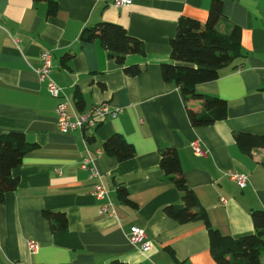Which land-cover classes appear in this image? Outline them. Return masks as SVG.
<instances>
[{"label":"crops","instance_id":"0c3cea01","mask_svg":"<svg viewBox=\"0 0 264 264\" xmlns=\"http://www.w3.org/2000/svg\"><path fill=\"white\" fill-rule=\"evenodd\" d=\"M54 1L49 15V0H0V134L20 132L36 144L12 169L18 185L0 201V264H218L202 220L179 223L164 213L165 206L182 203V192L160 168L159 151L177 149L186 183L221 234L254 231L250 212L264 210V148L245 153L234 133L264 134V0H222L224 14L241 29L245 56L196 84V91L228 105L224 119L200 127L190 124L180 89L163 80L160 68L174 63L169 40L178 18L204 21L212 0H131L122 7L114 0ZM101 21L141 39L144 55L127 54L121 64L97 39L82 41V30ZM42 51L50 52V77L74 109L107 102L122 112L88 131L61 133V99L48 93L36 71ZM133 64L140 73L126 74L124 67ZM114 133L132 144V158L118 161L103 152ZM192 141L203 154L192 151ZM86 154L110 192L113 214L99 212L102 201L80 168ZM227 172L245 173L247 185L238 187ZM118 187L131 203L122 202ZM46 212L63 213L64 227ZM135 226L144 229L148 251L128 240ZM260 260L264 264V251Z\"/></svg>","mask_w":264,"mask_h":264},{"label":"trees","instance_id":"16d2710c","mask_svg":"<svg viewBox=\"0 0 264 264\" xmlns=\"http://www.w3.org/2000/svg\"><path fill=\"white\" fill-rule=\"evenodd\" d=\"M55 10L56 1L49 0V15H53ZM221 25H224V29ZM240 36V27L230 22L224 14L222 0L211 1L204 21L188 16L178 18L175 33L169 40L170 57L174 63H162L160 69L163 80L173 82L180 89L192 126H207L226 117L227 102L218 96L200 93L195 86L216 79L221 68L245 56ZM80 38L84 42L97 39L109 56L121 64L127 54L145 53L141 39L130 35L123 26L113 22L101 21L85 27ZM124 71L135 75L140 73L141 68L133 64L124 67ZM77 98L80 105V96L77 95ZM234 138L245 153H250L254 148H264V134L235 132ZM34 148L36 144L28 142L23 133L9 131L0 134V201L4 193L14 190L18 185V178L12 175V169L21 163L26 152ZM102 150L118 161L132 158L135 154L132 144L118 133L103 141ZM159 154L160 168L182 192V203L165 206L164 213L179 223L202 220L208 233L209 250L216 263L263 264L260 254L264 251V210L250 212L253 232L237 238L221 234L210 224L205 208L186 183L177 149L167 146L160 149ZM117 193L122 202L131 203L124 187H118ZM45 215L60 219V226L64 227L63 213L46 212ZM53 225L56 228V224ZM108 264L127 263L114 259Z\"/></svg>","mask_w":264,"mask_h":264},{"label":"built area","instance_id":"2783aa9c","mask_svg":"<svg viewBox=\"0 0 264 264\" xmlns=\"http://www.w3.org/2000/svg\"><path fill=\"white\" fill-rule=\"evenodd\" d=\"M130 4L131 0L113 1V5L116 7L128 6ZM40 58L41 65L36 70L39 81L45 82L47 91L52 97L61 99L56 107V126L61 133H69L75 130L88 131L97 127L104 119L114 118L122 112V109L112 108L107 102H101L92 105L88 109L77 111L73 108L68 97L65 96L62 87L50 77L52 68L50 52L42 51ZM237 70L240 71L241 68ZM190 147L195 154H203V150L196 141H192ZM80 168L86 171L87 177L93 181V197L98 201H102L99 212L102 214H113L114 205L110 199V192L101 179L102 177L94 163V158L89 154L84 155L80 161ZM226 176L240 188H244L247 185V175L245 173L227 172ZM221 200L224 201V198ZM128 240L142 251H148L151 248V243L147 240L144 229L138 226L132 228L128 235ZM28 247L30 252H34L37 244L34 241H30Z\"/></svg>","mask_w":264,"mask_h":264}]
</instances>
